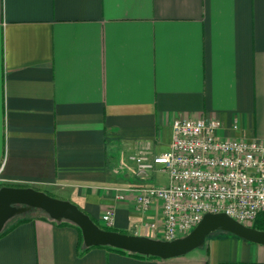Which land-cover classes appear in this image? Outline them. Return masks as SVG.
<instances>
[{
  "label": "crops",
  "instance_id": "1",
  "mask_svg": "<svg viewBox=\"0 0 264 264\" xmlns=\"http://www.w3.org/2000/svg\"><path fill=\"white\" fill-rule=\"evenodd\" d=\"M177 118L264 141V0H0V188L70 201L100 226L113 210L114 231L154 238L161 206L143 212L137 194L169 178L138 177L137 158L170 151ZM9 228L0 264H264V245L224 231L141 259L86 250L41 211Z\"/></svg>",
  "mask_w": 264,
  "mask_h": 264
},
{
  "label": "built area",
  "instance_id": "2",
  "mask_svg": "<svg viewBox=\"0 0 264 264\" xmlns=\"http://www.w3.org/2000/svg\"><path fill=\"white\" fill-rule=\"evenodd\" d=\"M221 128L216 118H177L170 151L137 158L138 177L161 167L169 178L168 185L144 187L137 194L139 210L161 206L162 223H149L155 239L185 237L207 213H225L250 227L264 214V141L220 139ZM113 217V210L106 211L103 226L112 228Z\"/></svg>",
  "mask_w": 264,
  "mask_h": 264
},
{
  "label": "water",
  "instance_id": "3",
  "mask_svg": "<svg viewBox=\"0 0 264 264\" xmlns=\"http://www.w3.org/2000/svg\"><path fill=\"white\" fill-rule=\"evenodd\" d=\"M31 210H39L51 220L67 221L76 225L81 230L86 247H111L145 257L170 259L186 255L202 247L208 236L218 230L264 245V231L243 225L225 213H207L185 237L164 241L105 230L70 201L55 198L36 189L14 187L0 188V234L10 219Z\"/></svg>",
  "mask_w": 264,
  "mask_h": 264
},
{
  "label": "trees",
  "instance_id": "4",
  "mask_svg": "<svg viewBox=\"0 0 264 264\" xmlns=\"http://www.w3.org/2000/svg\"><path fill=\"white\" fill-rule=\"evenodd\" d=\"M45 217L50 219L46 214H45ZM51 221H53V222H55L57 224H60V225H71V226L75 227L78 230L79 235H80V240L83 243L81 230L76 225H74V224H72L70 222H67V221H60V222H57V221H54V220H51ZM99 227H101V228H103L105 230L114 231L112 228H108V227H104V226H100V225H99ZM252 227L255 228V229L264 231V214L259 215V217L256 219V221H255V223H254V225ZM11 228H13V227H11ZM11 228L3 230L2 233L0 234V236L4 235ZM85 248H86V250H90L93 247H85ZM106 248H108V249H110L112 251L124 254V255H129V256H133V257H137V258H141V259H157L155 257H145V256L138 255V254H132V253H129V252H126V251H123V250H118V249L111 248V247H106Z\"/></svg>",
  "mask_w": 264,
  "mask_h": 264
},
{
  "label": "rangeland",
  "instance_id": "5",
  "mask_svg": "<svg viewBox=\"0 0 264 264\" xmlns=\"http://www.w3.org/2000/svg\"><path fill=\"white\" fill-rule=\"evenodd\" d=\"M36 212H40L39 210H31V211H29V212H26V213H24V214H21V215H17V216H15V217H13L12 219H10L7 223H6V225H5V227H4V229L5 228H7L14 220H16L18 217H22V216H26V215H31V214H33V213H36ZM215 233H222V231L221 230H218V231H216V232H213V233H211L209 236H208V238L209 237H211L213 234H215ZM157 239H161V238H157Z\"/></svg>",
  "mask_w": 264,
  "mask_h": 264
}]
</instances>
